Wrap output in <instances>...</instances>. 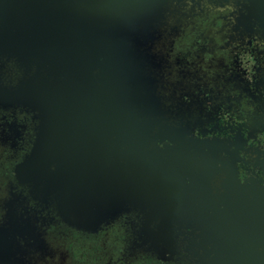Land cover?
<instances>
[{
	"label": "water",
	"instance_id": "1",
	"mask_svg": "<svg viewBox=\"0 0 264 264\" xmlns=\"http://www.w3.org/2000/svg\"><path fill=\"white\" fill-rule=\"evenodd\" d=\"M184 1L0 0V70L8 61L22 72L17 83H0V105L20 106L36 122L35 140L15 175L68 225L95 231L139 208L150 184L157 198L164 193L175 202L180 182L172 157L149 137L154 126L142 118L157 103L155 46L167 17L179 9L174 5ZM209 1L227 12L229 29L257 27L264 36V0ZM60 62L78 69L80 81L84 71L86 85L49 73ZM114 81L128 86L132 114L118 105ZM37 169L43 175L30 182ZM10 230L1 224L0 264H14ZM214 249L207 264H264V243L260 248L256 238L225 234Z\"/></svg>",
	"mask_w": 264,
	"mask_h": 264
},
{
	"label": "flooded vegetation",
	"instance_id": "2",
	"mask_svg": "<svg viewBox=\"0 0 264 264\" xmlns=\"http://www.w3.org/2000/svg\"><path fill=\"white\" fill-rule=\"evenodd\" d=\"M215 13L204 0L196 13L188 8V17L163 28L164 67L153 88L157 103L142 118L154 126L149 137L172 157L180 182L175 202L164 193L157 198L150 184L143 208H132L88 233L63 224L26 186L3 175L0 221H7L8 207L14 206L10 225L18 233L11 263L50 264L55 256L51 242L66 244L81 263L92 249L96 264L103 260L105 241L118 243L114 264H207L225 234L256 238L263 249L264 36L257 27L241 28L249 32L221 40L213 35L220 25ZM195 18L205 27L195 26ZM195 47L198 54L191 52ZM3 62L0 83H17L22 72L13 62ZM175 66L181 69L172 74L169 69ZM190 66L196 73L187 85ZM32 115L20 106L0 105V167L7 158L5 173L30 152Z\"/></svg>",
	"mask_w": 264,
	"mask_h": 264
},
{
	"label": "rangeland",
	"instance_id": "3",
	"mask_svg": "<svg viewBox=\"0 0 264 264\" xmlns=\"http://www.w3.org/2000/svg\"><path fill=\"white\" fill-rule=\"evenodd\" d=\"M203 1L204 0H195V1L185 0L183 3H180L178 5H174V6H178L179 9H173L171 11V13L169 14V17H167L166 21L164 22V26L163 27L168 26L167 24H169L172 21H174V23L178 24L180 21H182L184 15H185L184 17H188L187 14H184L185 11L188 8H195V13H196V11L203 6ZM206 1H209V0H206ZM212 4L215 7V12H216L214 16H215L216 20L220 22V25L218 27L214 28V31H213L214 32V34H213L214 36L216 35V37H218L221 40H228L227 38H229V37L240 38V33L241 32H244V33L249 32L247 30L241 31L240 29L233 30V27H230V29H229L228 28V14H227V12L225 10H223V8L221 6H219V4H217V3L215 4V2L212 3ZM173 12H175V13H173ZM172 18H173V20H172ZM188 20H190V16H189ZM197 24H200L199 23V18H195V26ZM200 25L205 27V25H203V24H200ZM259 33H260V31H259ZM188 37H190V39H191V36H188ZM182 42H184V41L182 40ZM162 47H161L160 43H158L155 46V49H154V51H155L154 52L155 53V59L152 62V64H153L152 68L154 70L155 69L157 70V77H155V83H154V85L156 87L159 86V82H160V79H161L160 78V74L162 72V68L164 67L163 48ZM191 52L193 54L194 53L198 54L196 47H195V50H191ZM194 59H196L195 56H194ZM69 60L73 61L74 59H69ZM170 60L174 61V63H176V60L174 58L172 59V57H171ZM216 60H218L217 56H216ZM215 64H218V62H215ZM71 65L73 67H77L76 64L71 63ZM68 67H70V66L66 65L64 62H60L59 65L50 66L49 73L57 72V74L60 73L61 76H71L72 79L77 80L79 83H81L83 85H86L87 81L84 83V71H82V73H80L83 76L82 81H80L78 76L75 74V73H78L80 71L78 69H76V68H74V69H76V70H74L72 67H70V68H68ZM190 68H191V66H190ZM180 69H181L180 67L178 68L177 66H175L173 70L171 68L169 70H170V72L172 74H176V73H178L177 71H179ZM195 73H196L195 72V66H193V68L189 69V71H188L187 77H189L191 79L188 78L189 79V83H187V85L192 83L191 82V81H193L192 79H195ZM114 82H115V87H116V97H117V100H118V102H117L118 105L123 110H126V108H127L126 111H128V112H130L132 114V112L129 111V108H136V105H135L134 101H132L131 104H129L130 103L131 94L125 93L126 89L128 88V86L123 81H121V82L120 81H114ZM128 83H129V78H128ZM75 86H76V88L78 90L82 89V86L79 85V84H76ZM87 86H89V84ZM210 87L214 88L213 86H210ZM84 93L86 94L87 92H84ZM77 99L78 100L81 99V96H79ZM125 101H128V103H126ZM139 101H141L140 98H139ZM134 111H135V113H137L136 111H138V107ZM72 113H73V111H66L65 112V116H69ZM34 140H35V137H34ZM31 147H32V145H31ZM22 162H23V160L20 161L18 164H16V166H14L12 171L8 174V173H5L6 168L8 167V161H7V158H5V163H3L2 167H0V177H3V175H5L6 177H10V180H12V178L14 177L15 181L20 184V176L19 175H15V170H16V167ZM12 172H13V175H12ZM39 174L43 175V170L37 169L34 172V174L29 178V181L32 182ZM28 184L29 183L27 182V184H25L23 186H26ZM20 185H22V184H20ZM3 190H4V186L0 185V195H2ZM13 197H16V196H13ZM140 200L142 201L141 204H136V205H138L139 208H143L144 199H140ZM13 208H14V206H12V205L8 207V211H7L8 215L6 217L7 221H5L7 223V225H10V223L12 222V218L10 217L9 214H12V209ZM51 210L63 224H65L66 226H68L70 228H73V229H75L77 231H80L79 229L74 228V227L68 225L67 223H65L63 220H61V218L57 215V213L52 208H51ZM123 214H125V213H123ZM123 214H121V215H123ZM116 218L117 217H115V218H113L111 220H108L107 222L103 223V225L104 224L106 225L109 222L114 221ZM144 218L147 221L145 215H144ZM2 223H4V222L0 221V226H1ZM100 226L95 231H84V232L95 233L100 228ZM24 229H26V227ZM14 233H15L14 229L10 230V232H9V236H10L12 242H13V245L15 243H17V236H18V233H15V234H17L16 236H15ZM62 243L61 244H59V243L56 244L54 242H51V247L54 249L53 251H55V256H54V259L51 260L50 264H96L95 261H94V258L91 257V255H94V253H95V252H91L92 249H89L88 258L86 259V261L81 263L77 259H75L74 252L71 253V248H69L66 244H64V243L62 244ZM84 244H85V246L89 245L88 243H85V242H84ZM117 245H118L117 242L112 244L110 241H105L104 249H103V260H102V262L100 261V264H114V262H115V253L119 250V247ZM72 255H73L74 258L72 257Z\"/></svg>",
	"mask_w": 264,
	"mask_h": 264
}]
</instances>
